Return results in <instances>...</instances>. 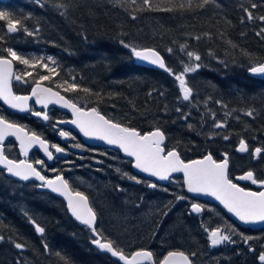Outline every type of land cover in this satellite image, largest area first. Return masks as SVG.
<instances>
[{
	"label": "trees",
	"instance_id": "16d2710c",
	"mask_svg": "<svg viewBox=\"0 0 264 264\" xmlns=\"http://www.w3.org/2000/svg\"><path fill=\"white\" fill-rule=\"evenodd\" d=\"M175 2H183L186 7L162 12L137 11L140 0L136 4L132 0H0V10L20 19L21 29L33 32L8 34L6 22H0V55L6 56L5 49L11 47L25 58L44 57L42 63L51 56L59 75L53 74L52 80L41 83L81 107H95L107 118L141 133L159 128L165 134L166 150L175 148L185 160L209 153L220 160L226 153L231 178L240 171L252 170L263 179L264 154L254 162L251 153L256 147L264 148V80L249 76L248 70L264 62V37L256 35L264 24L259 20L241 23V9L256 3L254 14L264 15V0H209L203 9L197 6L200 0H191V7L187 6L188 0ZM132 15L137 18L131 19ZM124 44L156 49L176 72L182 70L181 61L189 63L186 51L199 54L201 67L186 76L193 98L188 102L178 98V82L165 71L139 65ZM181 44L187 45L184 52ZM168 48L173 52L169 53ZM15 63L17 73L32 72L24 76L27 84L48 74L39 65L31 69ZM73 77L77 91L57 88L65 80L72 82ZM83 88L90 91L85 93ZM177 107L184 114L190 113L187 120L176 112ZM248 110H254L252 117L245 115ZM213 115L215 121L227 126L216 129ZM225 135L229 139L225 140ZM240 139L249 145L247 155L237 153ZM84 182L90 188L93 183L95 197L103 207L117 208L119 213L110 210L105 216L98 214L97 231L125 254L147 249L151 244L154 260L158 261L164 250L180 245L196 253V264H259L264 230L241 228L226 220L241 243V236L252 237L249 242L255 252L236 244L239 246L217 249L214 256L210 252L208 256L202 229L182 228L186 209L178 206L161 223L165 211L176 205V197L185 195L181 185L154 190L151 198L146 194L142 201L138 200V191L132 189L119 205L114 203L116 190H106L101 179L93 182L92 178H84ZM73 188L94 198L89 189ZM171 217L173 223L168 227L166 220ZM32 220L44 227L43 235L35 232ZM0 235L5 237L0 242V264H120L92 244L91 230L70 217L60 198L38 190L34 182L16 181L1 169ZM16 242L25 245L23 251L14 247Z\"/></svg>",
	"mask_w": 264,
	"mask_h": 264
},
{
	"label": "snow or ice",
	"instance_id": "6c2138e0",
	"mask_svg": "<svg viewBox=\"0 0 264 264\" xmlns=\"http://www.w3.org/2000/svg\"><path fill=\"white\" fill-rule=\"evenodd\" d=\"M133 4L137 3V0H132ZM209 0H200L197 5L203 9ZM140 7L137 11H162L173 12L177 10H183L186 5L183 2L176 3L175 0H140ZM188 7H191V0H188ZM58 7H65L59 5ZM258 7L256 3H252L249 7H242L244 16L241 19V23L245 21L259 20L264 24V15L256 16L254 10ZM135 15L131 16V19L135 20ZM0 22H6V31L8 34L16 33L20 30L27 32L28 35H33V32H29L27 28L21 29L22 21L16 19L10 12L0 10ZM38 31V29L36 30ZM259 37H264V27H261L256 32ZM199 40L200 37H195ZM235 46V45H233ZM124 47H130L131 53L140 61H145L151 65L157 66L159 69L167 72L173 77L175 82H178V91L180 96L178 98L185 102L190 101L193 98V89L188 85L186 76L189 73H195L201 65L198 63L201 57L194 51H186V56L189 63L181 61L182 70L180 72L174 71L168 67L165 63V59L154 48L138 49L134 46L124 44ZM180 50L184 52L187 48L186 44H181ZM7 55H0V100H2L10 108L18 110L20 112H31L32 115L42 118L44 121L49 120L47 111H34L29 108L28 101L34 97L35 103L41 104L43 109H47L49 104H60L63 108L70 109L74 119L71 121H57V124L71 123L75 125L85 137L96 138L106 142L108 145L116 146L122 150L127 157L134 158V167L142 173H146L151 177L156 178L159 181H168L171 179L172 174L182 173L183 183L189 193L203 194L209 197L215 198L221 205L234 215L239 221L245 224L264 223V179H258L252 170L247 171L243 175L237 177L241 181H250L252 185H257L260 189L258 191L247 190L241 187L238 183L233 182L229 178L228 167L229 159L228 155L223 154V159L217 161L213 158L211 153L203 156L201 159H194L185 161L181 158L180 153L175 149L166 150L164 146L165 134L159 128H155L147 133H141L135 128L123 126L120 123L114 122L112 119L106 118L102 115L97 108L93 107L90 110H85L82 107L77 106L76 103L70 99H66L61 95L60 91H54L51 87H42V81H49L53 79V74L59 75L57 68L55 67L56 61L53 57H47V63H42L45 60L44 57L39 59L25 58L22 54H18L16 50L11 47L5 49ZM169 53L173 52L172 48H168ZM13 61H17L21 65L28 66V68L36 69L39 65L42 69H45L48 74L39 75L38 79L34 80V87L31 89V97L27 95H16L12 90V81H22L24 76H31V71H25L23 74L14 72ZM53 66L50 67L49 64ZM250 72L253 74L264 75V63H258L255 66L250 67ZM27 83V80H23ZM66 85V86H64ZM57 88H62L64 92L77 91L78 85L75 83V78H72V82L65 80L63 84H57ZM83 92L88 93V88H83ZM151 95V93H149ZM164 95L163 92L160 93ZM218 104H222L221 101H217ZM176 112L181 113V118L187 120L190 113L184 114L180 107L176 108ZM245 115L252 117L254 110H248ZM214 127L216 129L225 128L227 125L223 121H215ZM55 127V125H53ZM192 128V125H188ZM59 136L62 138H68L69 132L59 130ZM8 136H13L20 144V151L24 156L28 155V150L34 145H38L43 150L48 160L53 159V153L50 150L54 149L56 153H64L65 149L49 143L36 133L29 134L25 131L24 127L10 122L4 116L0 115V166L3 170L12 176L19 177L21 180L27 181L30 178L41 182L40 187L50 189L52 193H56L63 197L66 201V208L71 215L79 221L81 224L86 225L93 234L92 244L98 249L106 251L113 257H118L124 264H194L193 257L196 253L187 254L183 250H169L163 258L155 261L154 253L150 250L140 249L132 253L131 258L126 256L123 250L119 249L115 243L102 236V233L97 231L95 226L97 215L93 207L90 205L89 197L84 192L74 190L69 181L65 179L62 173L57 174L54 178H47L41 174L40 170L26 160H14L10 159L4 151L3 142ZM225 140L229 139L227 135L223 137ZM76 147H80L79 144ZM240 153L249 152L248 145L244 139H240L237 149ZM254 157L259 158L264 154V148L256 147L251 153ZM37 165H44L43 160H36ZM52 171H56L52 169ZM119 171V169H117ZM125 175H127L125 173ZM130 179L136 180L137 183L141 181L136 177L129 176ZM148 187L157 188L156 183H149ZM177 200L186 199L183 196H177ZM191 213H201L204 208L199 203H192L190 206ZM167 213H165L166 215ZM31 223L35 225V232L43 235L45 232L44 227L40 226L32 220ZM209 233L208 239L212 247H217L222 244H235L233 239L235 229H232V234H228L225 230L217 227L215 229H205ZM5 237L0 235V242L4 241ZM252 239L250 236H241L243 243L248 245L249 251L255 252V249L248 242ZM14 247L21 251L24 250L25 245L19 242L14 243ZM45 250L48 249L47 243L43 245ZM239 254V253H237ZM257 259L259 264H264V251H261ZM19 264V261L16 262Z\"/></svg>",
	"mask_w": 264,
	"mask_h": 264
},
{
	"label": "flooded vegetation",
	"instance_id": "af4514ba",
	"mask_svg": "<svg viewBox=\"0 0 264 264\" xmlns=\"http://www.w3.org/2000/svg\"><path fill=\"white\" fill-rule=\"evenodd\" d=\"M31 110L34 111H47L49 115V120L44 121L41 118H35L31 112L23 118L26 123H28L33 132L41 135L43 139H45L49 145L56 144L65 149V156L57 155L54 149L50 150L53 153L52 160H44L42 153L38 150H33L29 157L27 158L28 162L32 163L34 167L41 171L43 175L47 178L54 177L57 174L62 173L69 181L71 186H79L83 187L84 178H92L93 182L97 179H101L103 181V186L106 190H110L112 193L114 190L110 187H113L116 190V194H113L116 201L115 204H121L129 194V190L136 189L138 191L139 201L145 199L146 194L151 198L153 191H150L148 184L151 183L149 180L139 177L133 172L132 162L129 165V160L122 159L121 153L112 149H108L102 146L89 145L84 142L82 137L78 132H75L73 129L64 126L63 124H57V121H71L72 115L71 113L61 111L57 107H49L47 109H43V107H38L35 102L31 103ZM55 125V127H53ZM64 130L69 132L70 139H63L59 136V130ZM79 144L80 147H76ZM9 158L14 160H21L22 156L16 147V145L10 143L6 149ZM36 160H43L44 165L38 167L35 163ZM55 169L56 171H52ZM119 169V171H117ZM132 170V172H131ZM110 172V173H108ZM125 173L127 175H125ZM77 174L82 176L80 179ZM129 176L136 177V179L140 180V183H137L136 180L130 179ZM80 179V180H79ZM107 181L112 184H107ZM38 186L39 184L36 181H33ZM175 184H179L177 181H173ZM92 193V197L89 198V201L98 215L105 216L110 210H117V208L112 205L111 209H107L103 207L100 202H98L97 197H95V187L87 188ZM186 199L178 200V205L173 208L172 211L167 212L166 218H168L171 213L178 207L181 206L182 209L188 210L186 211V218L183 220L182 228L193 230L195 228L201 227L205 222L208 221L206 215L196 216L190 212V205L192 200L187 195H183ZM214 211V209H213ZM118 212V210H117ZM119 213V212H118ZM213 216L212 220L214 221V212H210ZM173 223V218H169L166 220V225L171 227ZM194 259V258H193Z\"/></svg>",
	"mask_w": 264,
	"mask_h": 264
},
{
	"label": "water",
	"instance_id": "95a60500",
	"mask_svg": "<svg viewBox=\"0 0 264 264\" xmlns=\"http://www.w3.org/2000/svg\"><path fill=\"white\" fill-rule=\"evenodd\" d=\"M17 33V32H16ZM139 61V63L140 64H143V65H146V66H149V67H152V68H155V69H158V70H162V69H159L157 66H154V65H151L150 63H148V62H145V61H140V60H138ZM13 65H14V72H15V69H16V67H15V62L13 61ZM248 75L249 76H251V77H253V78H255V79H260V80H264V75H261V74H253V73H251L250 72V70L248 71ZM42 87H48V86H44V85H42ZM12 90H13V93L15 94V92H14V89H13V81H12ZM54 90V89H53ZM54 91H56V90H54ZM27 96H30L31 97V94H27ZM66 98V97H65ZM67 99V98H66ZM32 100H35V98L34 97H32L29 101H28V105H30V102L32 101ZM0 102L2 103V105L3 106H5L6 108H8V109H10V110H12V111H16V112H18V113H24V112H20V111H18V110H15V109H12V108H10L8 105H6L2 100H0ZM41 105V104H40ZM50 105H56V106H58L59 108H61V109H63V110H67V111H71L70 109H67V108H63L60 104H49L48 106H50ZM68 126H70V127H72L75 131H77V132H79L80 134H81V137L83 138V140L86 142V143H88V144H90V145H98V146H103V147H108V148H112V149H115V150H118V151H120L121 152V154H122V156L124 157V158H128V159H131L132 160V162H133V165H134V158H130V157H127L126 156V154L122 151V150H120L118 147H116V146H111V145H108L106 142H104V141H101V140H99V139H96V138H89V137H85L84 135H83V133H81L80 131H79V129L75 126V125H72V124H67ZM25 131H27L26 129H25ZM28 132V131H27ZM10 139H12V140H15L16 141V143L19 145V148H20V144H19V141H17L16 139H15V137H13V136H8V137H6L5 138V141L3 142V148H4V145H5V143L8 141V140H10ZM164 143H165V141H164ZM247 143V142H246ZM248 145V144H247ZM239 146V145H238ZM34 148H39V146L38 145H34L32 148H30L29 150H28V154H29V152L32 150V149H34ZM249 148V147H248ZM40 149V148H39ZM237 149H238V147H237ZM41 151H42V154H43V156H44V158H46L47 159V157H46V155L44 154V152H43V150L42 149H40ZM240 153V152H239ZM240 154H246V153H240ZM58 155H65V153H58ZM24 156V155H23ZM25 157V156H24ZM197 159H201V158H197ZM255 159H257L256 157H255ZM187 162V161H186ZM0 168L3 170V167L2 166H0ZM133 170H134V172L136 173V174H138L139 176H142V177H145V178H148L149 180H151L152 181V183H158V184H160V185H166V184H168V182H169V180L168 181H159V180H157L156 178H154V177H151V176H149L148 174H146V173H142V172H140L139 170H137L134 166H133ZM5 172H6V170H5ZM42 174V173H41ZM178 174H180V175H182V177H183V174L182 173H174V174H172V177L171 178H173V177H175L176 175H178ZM228 174H229V167H228ZM6 175L8 176V177H10V178H13V179H15V180H17V181H22V182H28V181H31V180H35V178L33 177V178H30L29 180H27V181H24V180H21L19 177H15V176H12L11 174H9V173H7L6 172ZM43 175V174H42ZM243 175V174H242ZM239 176H241V175H239ZM239 176H237V177H239ZM236 180H237V182H235V183H242V182H247V181H241V180H238L237 178H236ZM37 181V180H36ZM39 182V181H38ZM234 182V181H233ZM41 183V182H40ZM240 185V184H239ZM185 186V185H184ZM241 186V185H240ZM242 187V186H241ZM39 189H41V190H46V191H48V192H50V193H52L51 192V190L50 189H47V188H42V187H40ZM185 190H186V192L188 193V195L189 196H191L192 198H195V199H198V200H202V201H206V202H210V203H214V205H216V206H218L220 209H222L226 214H227V216H229V218L230 219H232L233 221H235L239 226H241V227H244V228H250V229H252V230H254V231H256V230H261V229H264V223H254V224H245V223H243V222H241V221H239L234 215H232L231 213H228V211L223 207V205H221L220 203H219V201H217V200H215V198H213V197H209V196H206V195H203V194H193V193H189L188 191H187V188H186V186H185ZM247 190H250V189H247ZM253 191H255V190H253ZM52 194H54V195H56V196H58L59 198H61V199H63L64 200V198L63 197H61V196H59L58 194H56V193H52ZM64 202H65V204H66V201L64 200ZM191 210V209H190ZM203 212V211H202ZM201 212V213H202ZM201 213H198V214H201ZM69 214L71 215V213L69 212ZM195 214V213H194ZM71 217L77 222V223H80L79 221H77L72 215H71ZM81 224V223H80ZM83 225V224H82ZM84 226H86V225H84ZM95 226H97V219H96V224H95ZM106 252V251H105ZM108 253V252H107ZM134 253V252H133ZM110 256H111V254L110 253H108ZM126 255V254H125ZM131 255L132 254H130V255H126V256H128L129 258H131ZM113 259H115L116 261H118L120 264H124V262L123 261H120L119 260V258L118 257H113V256H111Z\"/></svg>",
	"mask_w": 264,
	"mask_h": 264
},
{
	"label": "rangeland",
	"instance_id": "374dc122",
	"mask_svg": "<svg viewBox=\"0 0 264 264\" xmlns=\"http://www.w3.org/2000/svg\"><path fill=\"white\" fill-rule=\"evenodd\" d=\"M211 219V218H210ZM208 243H210V241L208 240ZM226 245H228V244H222V245H220L219 247H223V246H226ZM218 247V246H217Z\"/></svg>",
	"mask_w": 264,
	"mask_h": 264
}]
</instances>
